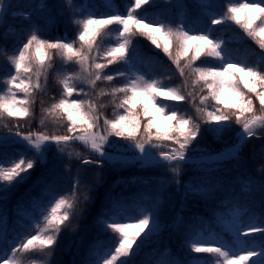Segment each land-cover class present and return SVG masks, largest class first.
Here are the masks:
<instances>
[{
  "label": "snow or ice",
  "instance_id": "6c2138e0",
  "mask_svg": "<svg viewBox=\"0 0 264 264\" xmlns=\"http://www.w3.org/2000/svg\"><path fill=\"white\" fill-rule=\"evenodd\" d=\"M150 3L151 0H130L126 13H120L112 10L110 2L105 5L108 11L98 12L92 6L85 8L78 6L75 0H64L65 10L72 11L69 24L75 38L70 39L65 31L61 36L44 39L41 33L55 23L58 6L40 0L42 20L29 27L22 46L15 47L13 54L5 56L9 71L0 76V118L31 117L35 102L32 96L42 89V76L47 82V73L58 58L61 68L65 69L62 78L57 74L62 98L42 111L57 120L66 121L68 134H48L46 131L25 134L17 129L15 135L23 142L24 151L0 155V264H25L26 259L31 264H36L37 259H40V264H49L58 237L81 203V194L77 190L79 179L69 193L59 195L55 192L49 183L54 165L38 178L45 192L50 193L49 198L37 205L40 211L29 218L21 231H16L8 239L3 202L13 188L30 178L31 170L38 162L46 163L53 145L62 154L70 143L80 142L91 152L99 154L96 160L82 159L84 165L111 163L113 157L105 151V145L111 146L109 137H119L130 141L128 147L142 154L136 157L141 164L167 167L174 177H179L184 166L194 162L193 154L199 153L202 162L217 165L230 160L239 162L240 153L249 139L264 134V57L257 63L246 58L232 62L231 50L212 27L237 25L260 49H264V0H225L219 14L210 10L207 0H200L198 6L204 12L206 23L195 28L183 19L177 24L174 19L151 18L146 12L142 13L143 6ZM3 8V0H0V25L7 19ZM11 31L8 29L0 38H7ZM137 35L145 37L156 49H161L179 69L181 76L187 68L194 76V87L203 84L201 91L206 90L207 94L199 96L195 118L177 111V104L165 102L184 101L186 96L180 88L154 78V73L128 74L127 68L133 66L132 61L138 53L134 43ZM101 37H110L111 43L101 48L97 45ZM5 51L0 49V53ZM100 60L106 62L101 63ZM181 61L184 62L183 67ZM197 61H201L202 66H196ZM120 62L126 70L105 74V69ZM72 64L79 66L78 72L67 71ZM117 78L122 81L120 86L102 89L98 94L113 97V118L103 116L98 105L91 100L79 98L88 95L84 91L85 85L94 89L97 81L112 82ZM225 91L230 98H225ZM118 97L119 102L116 103ZM254 100L259 103V113ZM156 115L167 119L168 125H159ZM233 119L240 129L226 147L220 151L199 148L198 137L203 139L210 135L214 140H224L232 130ZM43 123L42 119L41 125ZM153 148L161 150L153 154ZM260 150L264 152V145ZM28 153L32 155L28 156ZM76 155L80 156L79 153ZM99 183L101 181L97 178L93 188ZM164 183L161 181L162 185ZM217 183L219 181L208 173V178H194L182 187L185 196H207ZM255 185L256 181L251 177L246 178L242 182L241 196L250 197ZM258 190L259 214L248 199L234 196L229 202L228 218H218L228 232L233 233L227 242L218 238L211 229L189 227L185 244L192 259L185 264H264V178L260 180ZM82 200L91 203L93 196L86 190ZM101 203L105 210L97 214L96 223L110 235L104 244L93 250L88 264H136L135 257L142 247L143 237L161 230V200L156 199L147 207L138 205L135 208L111 197L107 203L101 198ZM86 210L81 209V213ZM182 221L183 218L179 217L175 223ZM254 233L260 234L258 239H247ZM29 253L39 254V257L26 256ZM193 254H210L211 259Z\"/></svg>",
  "mask_w": 264,
  "mask_h": 264
},
{
  "label": "trees",
  "instance_id": "16d2710c",
  "mask_svg": "<svg viewBox=\"0 0 264 264\" xmlns=\"http://www.w3.org/2000/svg\"><path fill=\"white\" fill-rule=\"evenodd\" d=\"M3 2L5 3L3 13L6 14L7 19L4 20L3 25H0V35L8 29H12V31L7 38H0V49H6L5 52L0 53V76L9 71V65L6 63L5 56L13 54L15 47L22 46L29 27L37 20H42L41 10L39 9L40 0H4ZM46 2L55 4L58 7L55 13V23L48 26V31L41 33L42 38L52 39L63 35L65 31H67L70 39L75 38V32L69 24V21L72 19V11L71 9L65 10L63 7L64 0H46ZM75 2L78 6L85 8L92 6L98 12L108 11L105 5L110 2L114 12L126 13L130 0H75ZM199 2L200 0H151L149 5L143 6L142 13L146 12L151 18L160 16L162 19L167 17L169 21L174 19L177 24L183 19L186 24L188 23L195 28L206 23L204 12L198 6ZM224 2L225 0H207V3L211 5L210 10L217 14L220 13ZM14 13L15 15H13ZM212 27L215 30V34L223 39L227 48L231 50L233 55L232 62L246 58L252 63H257L264 57V49H260L250 37H247L243 33V30L239 26L214 25ZM109 43H111L110 37H101L97 41V45L101 48L107 46ZM134 43L138 49L137 56L134 57L135 62L142 66L144 70L155 72V78L173 87L180 88L182 94L186 96V99L181 102H165L177 104V111L195 118V106L199 105V96L207 94L206 90L201 91L203 84L194 87L192 85L194 76L190 74V71L185 68L184 74L181 76L176 65L172 63L161 49H156L155 46L151 45L145 37L137 35L134 37ZM99 62L104 63L106 61L100 60ZM183 63L181 61V67H183ZM196 66H202L201 61H197ZM118 69L124 71L126 70V66L120 62L110 65L104 72L105 74H114ZM67 71L78 72L79 66L72 64L67 68ZM127 71L129 75L134 74V72L137 73L131 68H127ZM64 72L65 69L61 68V61L58 58L55 59L53 67L47 73V82L45 83V78L42 76L40 79L42 89L35 91L32 96L35 102L32 105L31 117L13 119L5 116L0 118V129L12 125L14 127L21 126L23 132L44 131L49 128V134H68L66 121L57 120L42 111V109L50 107L62 98V89L58 83L57 74L59 73L62 78ZM33 81L35 82V77H33ZM121 83L120 78H117L112 82L97 81L94 89L85 85L84 91L88 95H81L79 98L96 103L98 111L103 116L111 119L113 118V109L115 107L113 97L111 95L99 96L98 94L102 89L110 90L111 86H120ZM224 96L225 98H230V94L227 91H225ZM115 102H119V97L116 98ZM254 103L259 113V103L255 100ZM209 104H211V101H209ZM100 105H104V107L100 108ZM119 111L123 112L122 109ZM42 119L44 121L43 125H41ZM156 122L162 127L168 125L167 120L165 124ZM102 123L103 121L101 120ZM231 129L224 137L227 142L214 140L210 135H206L203 139L197 138L199 145L203 147L204 145L218 147L220 144H229L231 140H234L235 132L240 129V125L236 124L234 119L231 121ZM119 139L118 141L114 140L113 143L129 142L122 138ZM153 143L156 142L153 141ZM195 144L196 142H194ZM261 145H264V134L249 139L240 153L241 161H225L219 172H217L218 175L216 173L212 175L219 183L216 184L214 191L207 196H194L191 194L185 196L184 193L181 197L180 192H177L175 189V184L169 182L173 181L170 173L166 174L170 177L165 180L161 177V175L164 176L163 174L157 172L154 174L150 173V170H146L147 165L141 164L139 161V164L134 163L133 165L123 166L115 170H111L108 167V179L101 176L99 178L101 183L94 188V181L89 173L93 163L84 165L82 162H78L84 158L94 160L95 156L91 154L71 161H65L61 157H57L55 161H52V164L51 162L43 164L38 162L36 167L31 170L30 178L13 188L8 193L7 199L3 202V208L6 212V227L9 234L8 239L12 237L18 226H21L20 219H29L31 217L28 213L23 214L20 210L22 207H29L33 203L39 205L49 198L50 193L45 192L44 185L38 183V178L42 172H45L46 169H52L55 165L54 171L49 175V183L53 186L55 192L59 195L69 193L73 185L76 184L77 179H79L80 184L77 185V190L81 194V203L72 220L64 227L58 237L57 244L49 258V264H88L89 260L93 257V250L98 249L100 245L104 244L108 235H110V233H105L102 226H98L96 223L97 214L105 210L102 206L101 198H103L104 203H107L109 197H111L126 204L129 208H135L137 207L138 202L136 199L138 197L134 198L126 195L129 194L130 190H135L131 183H134L135 186H139L140 184L145 185L144 192L149 197V200H147L144 207H147L156 199H160L162 202L160 205L161 230L156 234L150 233L143 237L142 247L137 250L139 254L135 257L136 264H185V262L192 259V255L189 254V249L185 244V234L190 226H203L205 229H211L214 234L219 232L221 235L219 234L218 238L224 241H228L232 236L233 233L228 232L218 218H228L229 202L233 200L234 196L236 198L248 199L251 206L259 214L260 193L258 185L260 180L264 178V152L260 150ZM16 149L11 146H0V155H12L13 153L24 151L23 148ZM27 155L31 156L32 153H28ZM235 163L239 164L238 170L246 168L248 174L234 176L233 172L237 170L234 166ZM50 164L51 166H47ZM142 166L145 167V170H143ZM242 166L245 168H242ZM112 175H117L115 178L118 179L119 184L116 186L109 180L112 178ZM185 176H187L189 181H192L194 178H208V175L201 176L200 174L193 173H188ZM180 177H177V179L179 180ZM248 177L256 181V185L250 197H242V182ZM135 181L137 182L135 183ZM161 181H165L167 184L170 183V185L165 186V183L162 185ZM86 190L88 194L93 196L91 203H85L82 200V194ZM81 209L87 210L81 213ZM175 217H182L183 221L176 227L174 226L173 233H166ZM259 236V233H254L247 239H258ZM72 239H76V242L68 247L69 241ZM150 247H157L158 249L152 254L146 253L145 250ZM193 255L211 259L210 254ZM26 256L39 257V254L29 253ZM25 264H31V261L26 259ZM36 264H40V259L36 260Z\"/></svg>",
  "mask_w": 264,
  "mask_h": 264
},
{
  "label": "rangeland",
  "instance_id": "374dc122",
  "mask_svg": "<svg viewBox=\"0 0 264 264\" xmlns=\"http://www.w3.org/2000/svg\"><path fill=\"white\" fill-rule=\"evenodd\" d=\"M132 64H133V66H132L133 67V70H136L137 73H140V71L142 73H145V71H143L140 67H138V65L134 62V59L132 61ZM134 74H135V72H134ZM155 119H156V121H158V122H160L162 124H165L166 123V120H167L164 117H161L159 115H156L155 116ZM9 129H11V132H9ZM17 129H19L21 132H23L21 126H15L14 127L12 125H8L5 128H1L0 129V146H8L10 144V145L15 146L17 148H24L23 142L20 141V139L15 135ZM44 131H46L48 133L49 128L48 129H45ZM31 132L35 133V132H38V131H31ZM23 133L26 134L28 132H23ZM114 140L115 141H118L120 139H119V137H114V136L109 137V141H110V145L111 146L105 145V151L109 152L112 155L113 162L110 163L108 161H104L102 164H94L93 163L91 165L92 168H91V170L89 172L90 173V177L92 178L93 181H96L97 178H100L101 176H103L104 178L108 179V176H107V174H108L107 173V168L108 167L111 168V170H115V169H120L123 166L133 165L134 163L139 164V162L136 159V157L138 155H142V154H140L137 149H134L132 147H128V145L131 143L130 141L128 143H125L124 142V143L114 144L113 143ZM222 141L225 142L226 139L224 138V140H222ZM227 145H228L227 143L220 144L218 147L210 146V145H204V147H203V146H200L199 145V148H201V149H207L209 151H220L224 147H226ZM161 147L163 148L164 146L162 145ZM160 150L161 149L153 148L152 149V152H153V154H158V152ZM164 150H167V149L164 148ZM69 153H72V155L70 156ZM77 153L80 154L79 157L76 155ZM87 154H91V155L95 156L94 157V160H96V159L99 158V154L98 153L91 152V150L89 148H86L80 142H72V143H70L65 148V151L62 154L58 153V150H57L56 146L53 145L51 147V149L49 150L48 154H47V162L46 163L51 162V164H52V161H55V159L57 157H61L65 161H71V160H74L76 158H80L81 156H84V155L86 156ZM193 161H194L193 163H190V164L184 166V171L182 172L183 175H182V177L179 176L180 177L179 180L177 179V177H174L168 171V168L167 167L161 168V167H159V166H157L155 164H151V163H145L144 165H147V169L146 170H150L149 172L152 173V174H154L155 172H158L159 174H163L164 176L161 175V177L164 178L165 180L170 177V176L168 177L166 174L167 173H170L171 176H172V178H173V181H169V182L175 184L176 191L177 192H180L181 197H182V195H184V193H185V190L182 187V185L184 183H186V182H190L188 180L187 176H185V175H188V173L200 174L201 176H206V175H208V173H211V175H213V174L216 173L218 175L217 172H219V171H213V170L214 169H217V168L221 169V167L225 163L224 162L221 165H217L215 163L208 162V161H203L202 162L199 153L193 154ZM78 162H81V161H78ZM51 164L50 165H47V166H51ZM234 166L237 168V170L233 172V175L234 176H243V175L248 174V171H247V169L244 166H242V168H245V169H240V170H238L239 169V164L235 163ZM142 168H143V170H145V167L144 166H142ZM204 170H207V171H204ZM227 174H229V173H227ZM116 176L117 175H115V176L112 175V178L109 179L112 182V184H114V186H116V185L119 184L118 179L115 178ZM177 181H179V183H177ZM169 185H170V183H168V184L165 183V186H169ZM142 188H144V186L143 185H140V190L134 188L135 190H130L128 192L129 194H127V195H130L132 197L137 196L139 194V192L142 191L141 190ZM116 194H119V193H116ZM146 201H147V198L146 197L143 198V199H140V204L144 206L145 203H146ZM39 211H40V209L36 205H33L30 209H28V211H25V213L28 212L32 216L34 213H37ZM177 218H179V217H175L173 219V221L170 223V225H169L168 230H167L166 233H168V232H172L173 233V229L177 225L180 224V223L179 224H176L175 223V221L177 220ZM22 224L25 225V223H22ZM71 241H69V242H71ZM256 250L259 251V248H257Z\"/></svg>",
  "mask_w": 264,
  "mask_h": 264
}]
</instances>
